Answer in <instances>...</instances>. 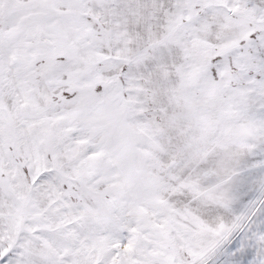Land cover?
Wrapping results in <instances>:
<instances>
[{
    "label": "snow or ice",
    "instance_id": "obj_1",
    "mask_svg": "<svg viewBox=\"0 0 264 264\" xmlns=\"http://www.w3.org/2000/svg\"><path fill=\"white\" fill-rule=\"evenodd\" d=\"M0 264H264V0H0Z\"/></svg>",
    "mask_w": 264,
    "mask_h": 264
}]
</instances>
